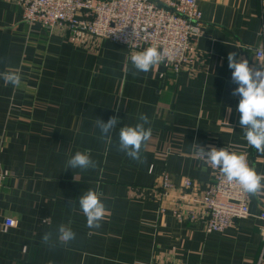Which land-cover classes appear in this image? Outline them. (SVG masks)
I'll return each instance as SVG.
<instances>
[{
    "label": "crops",
    "instance_id": "crops-1",
    "mask_svg": "<svg viewBox=\"0 0 264 264\" xmlns=\"http://www.w3.org/2000/svg\"><path fill=\"white\" fill-rule=\"evenodd\" d=\"M197 3L195 62L177 74L161 63L133 76V50L95 37L74 44L60 29L25 22L20 6L0 0V72L21 74L19 87L0 79V264H264V194L250 195V216L207 233L201 198L212 168L190 146H227L264 173V154L239 127L227 60L236 52L250 67L264 64L255 55L264 41V0ZM141 114L152 127L141 150L146 164L117 147L120 127L135 125ZM112 116L120 124L108 143L95 119ZM77 151L97 168L65 170ZM88 189L107 208L99 229L86 226L79 207ZM61 224L75 240L42 243L47 232L55 241Z\"/></svg>",
    "mask_w": 264,
    "mask_h": 264
},
{
    "label": "built area",
    "instance_id": "built-area-1",
    "mask_svg": "<svg viewBox=\"0 0 264 264\" xmlns=\"http://www.w3.org/2000/svg\"><path fill=\"white\" fill-rule=\"evenodd\" d=\"M7 1L21 7L25 22L49 31L60 29L74 44H81L84 37H95L133 51L151 45L170 49L174 58L163 64L175 74L195 62V42L202 35V11L197 0ZM262 34L264 37V22ZM255 55L264 61V41L255 49ZM212 175V182L201 198L204 230L221 233L237 220L251 215L250 195L238 185L228 183L219 169H212ZM184 183L185 186L192 185L191 180ZM171 186L169 174H164L163 188L168 190ZM260 218L264 220V212ZM261 235L264 242V227Z\"/></svg>",
    "mask_w": 264,
    "mask_h": 264
},
{
    "label": "clouds",
    "instance_id": "clouds-1",
    "mask_svg": "<svg viewBox=\"0 0 264 264\" xmlns=\"http://www.w3.org/2000/svg\"><path fill=\"white\" fill-rule=\"evenodd\" d=\"M174 53L170 49H161L157 45H151L141 51H134L130 54V62L133 76L139 73H148L156 66L171 61ZM228 67L231 72V83L237 85L231 95L239 98L237 111L240 113L239 127L243 130L244 139L247 144L253 147L258 153L264 154V64L253 68L249 61L244 58L238 59L236 52H229L227 55ZM0 79L6 85L10 84L19 87L21 74L19 70H5L0 72ZM231 113V108L228 109ZM135 125H125L119 129L118 150L140 164H146L147 160L142 156V147L152 136L151 121L146 114L138 117ZM120 124L118 116H112L107 122L96 118L95 125L99 129L101 140L111 143L112 133ZM146 125H149L146 127ZM191 150L195 155L204 161L212 169H219L226 181L234 183L240 189L251 196L264 194V173H258L248 163L247 155L230 151L229 148L217 149L209 146L207 149L199 144H192ZM95 169L97 162L89 154L77 151L72 155L65 165L66 169ZM76 179V178H75ZM72 201H69L71 204ZM78 203L80 210L86 217V226L89 229H99L102 221L107 215V208L100 194L95 189H88L79 196ZM58 236L53 240V233L47 232L42 237V243L49 247H55L56 243L67 245L75 240L76 233L63 224L58 226Z\"/></svg>",
    "mask_w": 264,
    "mask_h": 264
}]
</instances>
